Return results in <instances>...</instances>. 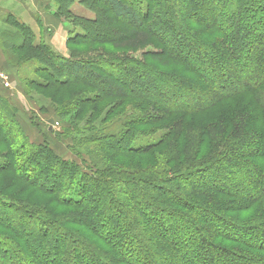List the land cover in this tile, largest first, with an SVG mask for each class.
<instances>
[{"label": "trees", "instance_id": "16d2710c", "mask_svg": "<svg viewBox=\"0 0 264 264\" xmlns=\"http://www.w3.org/2000/svg\"><path fill=\"white\" fill-rule=\"evenodd\" d=\"M51 1L57 7L54 12L56 17L69 14V5L75 2ZM78 1L83 3L82 0ZM99 2L111 17L124 22L121 35L114 33L108 43L124 53L125 57H106L99 45L93 44L95 33L87 28H80V33H68L66 48L69 58L64 57L55 52L47 41L41 39L35 42L36 35L31 28L14 18L12 21L18 29L17 36L20 40H13L9 49L15 50L17 54L20 50H29L25 54L26 60L41 59L42 64L38 63L40 65L35 68L34 75L46 76L54 83L52 86L65 87L67 94L64 95L68 100L86 91L100 93L97 90L100 83L107 85L113 93L122 89L126 91L121 74L139 77L148 73L149 76L141 79L139 84L144 89L138 91L129 88L126 94L121 93L126 96L123 102L129 101V107L132 110L135 108L137 112L118 120L120 122L123 119L120 122L122 125L118 127L121 130L113 140H103L102 143L96 141L97 145L99 143L98 147H101L100 153L111 150L108 154L111 160L116 151L126 155L145 156L146 152L159 149L166 141L174 150L181 151L192 144L197 148V161L192 160L187 166L183 164L173 170L159 167L142 173L111 165L102 170L91 169L92 173L86 174L79 170L78 163L63 160L46 144L33 146L16 143L4 129L8 123L10 126L14 124L12 119L6 120L0 114V173L9 174L11 178L40 190L45 196L52 197L54 205L60 207V211L52 207L47 214L37 213L46 222L43 227H33L39 235L36 249L28 246L31 227L22 226L15 231L10 224H6L4 228L13 238L4 237L7 239V249L0 250V260L13 258L14 264H66L70 263V257H74L83 264H141V259L150 261L149 264H156L160 260L163 264H171L179 258L178 244L171 243L177 238L169 240L168 236L171 235L168 227L163 228L161 233L156 225L157 216L151 217L147 208L150 204L161 214L164 210L170 211V204H181L179 193L184 190V183L177 181L195 173L202 174L216 166L225 172L233 167L237 171L235 173L241 174L238 166L250 164L254 167V192L259 197L264 194V0H141L146 4V10L139 9L132 0ZM63 3L68 6L63 8ZM63 18L71 23L75 21L67 15ZM198 24L201 26H197ZM73 25L77 27L75 23L71 24L72 27ZM147 47L157 49L148 58L146 56L144 61L127 57ZM76 50H84L83 54L98 51V54L88 58H74L73 54L78 52ZM32 52L44 53L48 64L39 54ZM128 52L131 53L127 55ZM241 58L246 60V67L251 65L250 72L245 76L243 68L236 62ZM28 80L25 81V86H41L34 79ZM157 80L166 83L168 87L160 90L159 85L154 83ZM57 88L49 87L48 90ZM242 93H246L251 99L248 108L241 103V99L238 100ZM97 98L105 101L110 97L103 93L96 97L86 94V97L76 99L73 104L81 106L82 112L87 110L96 116L104 112L107 118L120 103L119 100H112V109H107L106 112L105 106L90 108L95 105L91 102ZM225 103L227 104L223 108L228 111L227 115L221 123L216 124L207 114L215 115L214 111L220 113ZM6 104L7 101L0 94V110L6 108V112ZM232 110L235 113L230 117L229 112ZM163 127L168 131L163 133L164 140L159 143L148 142L135 148L130 146L134 141H139L138 138L156 134ZM177 127L182 133L189 134L190 140L195 141L196 138V141H189L186 145L179 143L173 136ZM205 144L210 153L201 157L199 150H204ZM238 162L240 165H236ZM50 170L55 171L52 180L47 177ZM24 171L32 172V175L27 179L23 177ZM247 191L250 192L246 189L245 192ZM244 194L240 193L241 201L230 213L251 211L255 216L257 211L250 203L251 200L258 203L257 196L250 199ZM0 200L1 203L3 200ZM261 200L264 204V199ZM246 201L248 203L245 208L242 204ZM221 204L222 208L227 205L225 200ZM11 206L13 204L7 207ZM104 207L110 209V216L107 217L112 226V229L105 232L100 231V213ZM225 208L229 210L228 207ZM239 210L242 211L235 212ZM53 212H59L60 217H53L57 214ZM29 213L32 214L30 211ZM204 213L214 215L208 211ZM260 213L264 215L263 211ZM172 215L173 218L182 220L192 218L188 224L194 229L200 243L191 253L192 258L202 255V259L205 256L211 259L215 253L221 258L215 264L230 261L239 264H264L252 258L244 262L240 254L213 243L216 236L209 229L216 224L212 223L211 228L208 226L204 229L197 224L203 222L204 215L201 218L193 213L190 216L179 213ZM212 218L213 221L220 220L227 231L232 230L221 232L224 237L244 244L248 248L247 252H264V225L254 227L249 223L236 224L232 221L235 218H217L215 215ZM176 229L184 233L178 225ZM58 232L67 241L60 242L56 239L54 235ZM232 233H236V236L248 234L255 243L241 241L230 236ZM119 234L124 236L121 242L116 241ZM185 234L189 237L190 232L186 231ZM157 241L159 243L154 247L153 244ZM192 246L191 243L190 249ZM48 248L54 251L52 259ZM85 259L88 260L84 261ZM153 260L154 263L151 262Z\"/></svg>", "mask_w": 264, "mask_h": 264}, {"label": "rangeland", "instance_id": "374dc122", "mask_svg": "<svg viewBox=\"0 0 264 264\" xmlns=\"http://www.w3.org/2000/svg\"><path fill=\"white\" fill-rule=\"evenodd\" d=\"M20 1L21 3H23L25 10L30 8L34 9L35 7L37 8V2H40V0H26L25 2L24 0ZM132 1L139 7V9L141 8V10H146V4L141 2V0ZM4 2L5 3L0 4V8H2L3 10L13 11L17 16L8 14L0 18V65L2 66L1 68L4 69H2V72L5 74V78L9 81L11 87V91L6 92L3 89L4 87L0 81V94L7 101L6 106L8 107L6 112V108L1 109L0 114L3 118L6 117V120L12 119L14 124L10 126L8 123L7 128L4 127V129H6V132H8L10 136L14 138L16 143H28L29 145L31 144L33 146L46 144L58 157L62 158L63 160L78 163L79 170L82 173L84 172L86 174H91V169L102 170L105 169L106 166L111 165L122 169L124 168L125 170L129 171L137 170L138 172L142 173L149 169L152 170L159 167H165L167 169L173 170L174 167L178 168L183 164L184 166H187L192 160L197 161L195 154V152H197V148L193 147L192 144H188L189 141L195 142L196 138L195 141L190 140L189 134L186 135L185 133H182L180 128L178 127V130L173 133V136L179 141V143H184V145L188 144L185 151L174 150V148L171 147L172 145H168V143L165 141L161 144H164L162 147H159V149H155L148 153L146 152L145 156L126 155L124 154V152L116 151L113 156L114 159L111 160L108 156L111 150L107 149L100 153L101 147H98L99 143H102L103 140L110 142L117 136L118 133H120L121 129L118 130V127L119 125H122L120 124V122L123 121V119L120 122H118V120L120 118L126 117V115H129V113L135 114L137 112L134 107L133 110L132 107H129V105L131 104L128 103L129 101H126V103L123 102L125 101L126 97L124 94L127 93L129 88H133L138 91L144 89H141L139 84L141 83V79L145 77L147 78L149 76L148 73L145 72L139 77H126L125 75L121 74V79L125 81L126 91L122 89V91L118 90L113 93V91L109 90V87L107 85H103L102 83H100V85L97 84L100 87L97 90H100L101 94H106L110 98L105 101H100L101 97L99 99L97 98L96 100H93V102H91V104L95 105H92L90 108H95L96 105H101L106 107V112L107 109H112V100L115 99L119 100L120 102L119 104L117 103L118 106L115 107V112L109 117L105 118L106 114H104V112L103 114L101 113L99 114V116H96L91 112H88L87 110L85 112H82L81 106L77 107L73 104L76 99L78 100L79 98L81 99L82 97H86V94H88V96L90 97H96L97 94L100 93L86 91L83 94L78 93L74 95L71 100H68L67 96H65L67 94L65 87L59 88V86H52L54 85V83L46 78V76L34 75V72L36 71L35 68L42 64L41 59L38 58V60H36L31 58L29 60H26L25 54L29 52V50H20L18 52L19 54H17L15 50L9 49V47L11 46L10 44H12L13 40L17 41L18 29L12 21V18H14L20 23L23 21L22 24H24L25 26L27 25L29 28L30 25L32 26L35 31L34 35H36L34 40L35 42L41 39H43V41H47L52 46V49L55 50V52L57 51L64 57L69 58V51L68 48H66L68 33L70 31L71 33H80V28H87V30H91L95 33V41L93 42V44L99 45V49L103 51V54L106 57L117 59L125 57L124 53L119 51V49H116L109 45L110 42L108 43V40L111 39L114 33H116V35L118 36L121 35L120 30L124 26V22L117 21L116 18L111 17L108 14L107 9L103 6V4L99 2V0H82V4L78 0H75L73 4L70 3L69 14H65V16L67 15L69 16V18L75 20L74 22L72 21V23L71 21L68 22L67 20H65L66 18H63L65 16L62 14L60 17L54 16V12L55 10H57V7L53 5L51 0H43V5L45 7L41 4V11L46 8V10L48 11L45 12L47 13L48 17H45V14H40L39 16L45 18L47 27L42 24L43 22L40 23L38 21V18L37 16H35V14H31L26 11L24 12L23 8L20 6L19 0H9ZM30 6L35 7L33 8ZM65 6L68 5L63 3V8ZM54 8L55 10L53 12L52 9ZM52 18H56V20H58V22H56V25L53 24L54 26H57L55 29H52L51 26H48L51 25V21L49 19ZM70 23H75L77 27H75L74 25L72 27ZM197 26L201 25L198 24ZM156 49L157 48L147 47L146 49H142L141 51L136 53L129 54L131 52H128L127 55H129L127 57L136 58L142 62L144 61V58L146 56L148 58V56H150L152 53H155ZM84 50H76L78 52L73 54V56H75L74 58H88L89 56L98 54V51L90 53L85 52L83 54ZM32 53L39 54L40 57L43 58V60L47 63L44 53ZM236 62L241 67V69L243 68V76H245L247 72H250L249 70H251V65H247L246 67V60L241 58ZM55 71L58 72L57 69ZM28 79H34L41 86L39 88H35V86L31 85L25 86V81H29ZM149 82L151 81H148V84H151ZM154 83H157L156 85H159L160 90L168 87L166 83H162L158 80ZM49 87L58 88L48 90ZM123 92L124 94L121 95V93ZM65 99H67V101ZM240 99L241 103H244L245 107L248 108L251 101L250 97L246 93H242V95L238 97V100ZM227 103L222 105V110L220 113L214 111L213 113H216L215 115L211 113L207 114L210 116L211 120L213 119L214 123L219 124L224 120L223 118L227 115L228 111H226V109H224L223 107H225ZM238 109L241 108L238 107ZM234 111L235 110H232L231 112H229L230 114L228 113L230 117H233L235 113ZM94 128L96 129L95 131ZM164 129L165 127L160 128V131H158V133L156 134L144 135L138 138L139 141H134L130 146L135 148L137 146H144V144L148 142L159 143L163 139V133H166V131H168ZM101 131L107 133H102ZM96 141L99 142L98 145ZM1 145L2 144L0 142V147ZM108 147L114 148V146ZM208 148L209 147L207 146V144H205V149L203 150L201 148L199 150L201 157L210 153ZM236 165H240L239 162ZM238 167L241 168V174L235 173L237 171L233 167H229L230 169L226 168L228 171L225 172L216 166V168H212V170L208 169L206 171H203L202 174L195 173L184 180L177 181L184 183V190H181L179 193L181 196V204H170V211L164 210V212L158 214V210L156 207L151 206L150 204L148 205L147 210L149 212V215L153 218H156V216L158 218L156 225L160 232L162 233V229L168 227V232L171 236H168V234L165 235L169 237V240L177 238L171 243L178 244L180 259L178 258V260L175 262L172 261L171 264H215L217 261H221L220 256L214 255L215 253H213V258L211 259H208V257L206 256L204 257L205 259H202V255H197L192 258L191 253H193L195 251L194 249L196 247L198 248L200 244L198 238L195 236L194 229L190 224H188L190 221H192V218L190 219V217H188L189 220H182L181 218L177 217L173 218L172 213H179L183 214L184 216H190L193 213L195 215H199L200 218L204 215L203 219H207H204L202 223L200 222L197 224L201 229L207 228L208 226L209 228H211L212 226L210 224H216L213 225L211 229H209L210 231H213L214 236H216L212 240L213 243H216L217 246H220L224 249L240 254L243 257V260H245L244 262H248L251 258L252 260L254 259L261 263L264 262V252H247L246 250H248V248L244 247V244L224 237L221 232H224V230L226 232H230L232 230L228 229L227 231L225 225L219 222L220 220L213 221L214 219L212 218V216L215 215L217 218H235L236 220L233 219L232 221L236 224L249 223L254 227H258V225L261 224L264 225V215L260 213V211H263L264 213V204L261 203V198L264 199V194H260L259 197L254 192V167L250 164H245ZM54 174L55 171L50 170L47 176L48 179L52 180L54 178ZM31 175L32 172L27 173L26 171H24L23 173V177L27 179ZM215 189H221V191H216ZM246 189L250 190V192H245ZM225 193L228 195H225ZM240 193L242 195L244 194V196H248L250 199L254 198V195L257 196L256 199L258 203L253 202V200H251L252 203H250L257 211V214L255 216H253V213L251 211H245L242 213H230L232 212V209L235 210V207L239 205V201H241V197H239ZM0 198L3 200L0 203V250L7 249V239H4V237L9 236L10 238H13V235L10 232L8 233L4 228L6 224H10L15 231H18L22 226H24L25 228L31 227L29 231L31 239L29 238L28 240V246L31 249H36L38 247L36 244L39 240V235H37L33 227H43L46 222L45 220L41 219V217H39L37 213L47 214L52 207L56 208L57 211H60V207H58V205H54V200L52 199V197H49L47 195L45 196L42 192H40V190L34 187L31 188L28 185L24 184L22 181L11 178L9 174L5 173H0ZM222 200L226 201L227 205H225V207H228L229 210H227V208L225 207L222 208ZM96 202L98 203L99 201L96 200ZM247 203L248 202L246 201V203H243L242 205H245L244 207L246 208ZM9 204H13V206L7 207ZM223 204H225V202H223ZM244 207H242L241 209H244ZM29 211L32 212L31 215ZM207 211L209 213L212 212L214 215H207L206 213H204ZM241 211L242 210L235 212ZM58 213L59 212H53V217L59 218L60 215ZM107 216H110V209L104 207V209L100 213V218L102 219L100 222V231L105 232V230L112 229V226L109 225ZM194 221L196 220L194 219ZM176 225L184 230V233H180L177 229L176 231ZM214 226L217 227L214 228ZM186 231L190 232L189 237L186 236ZM183 234H185V236H183ZM61 235L62 234H59L58 232L57 235L54 236L56 239L58 238L60 242L67 241L66 237ZM230 236L236 237L245 242L252 243L251 241H253L249 238L248 234L246 236H236V233H232ZM123 239L124 236L119 234L116 241L121 242V240ZM158 243L159 241L154 243V247H157ZM191 243L193 244V246L190 249ZM253 243L255 242L253 241ZM47 251L50 253V258L52 259L54 256L53 249L48 248ZM12 259L13 258H9L6 260L2 259L0 260V264H14V262H12ZM87 260L88 259H85L84 261ZM141 260V264H144V262H148L149 264L150 262L146 261L145 259ZM68 262L70 263L66 264H83L74 257H70ZM151 262L154 263L155 261L153 260ZM158 263L163 264V261H156V264ZM223 263L239 264L235 261Z\"/></svg>", "mask_w": 264, "mask_h": 264}, {"label": "crops", "instance_id": "0c3cea01", "mask_svg": "<svg viewBox=\"0 0 264 264\" xmlns=\"http://www.w3.org/2000/svg\"><path fill=\"white\" fill-rule=\"evenodd\" d=\"M4 1H9V0H0V4H3V3H5ZM26 0H24V2H25ZM19 2H20V6L23 8V11L25 12H29V13H31V14H35V16H37V18H38V21L41 23V22H43L42 24H44V26H46L47 24L45 23L46 21H45V18L44 17H41V16H39L40 14L41 15H44L45 14V17H48L47 16V13L45 12V11H48V10H46V8L45 9H43V11H41V4L43 5V0H40V2H37V10L33 7V6H30V7H33L34 9H27V10H25V8H24V5H23V3H21V1L19 0ZM46 4V3H45ZM34 5H36V4H34ZM44 6V5H43ZM27 7V6H26ZM45 7V6H44ZM54 10H55V8L54 9H52V11L54 12ZM14 15V16H17L16 15V13L15 12H13V11H8V10H3L2 8H0V18L1 17H4L5 15ZM20 18V17H19ZM50 21H51V25H48V26H51V28L52 29H55L57 26H54L53 24H55L56 25V22H58V20H56V18L54 19V18H52V19H49ZM21 23H23V21L21 22ZM29 25V24H28ZM43 27V26H42ZM47 27V26H46ZM30 28H31V30H32V32L34 33L35 31H34V29L32 28V26L30 25ZM55 32V31H54ZM35 34V33H34ZM17 39L18 40H20V38H19V36H17Z\"/></svg>", "mask_w": 264, "mask_h": 264}, {"label": "built area", "instance_id": "2783aa9c", "mask_svg": "<svg viewBox=\"0 0 264 264\" xmlns=\"http://www.w3.org/2000/svg\"><path fill=\"white\" fill-rule=\"evenodd\" d=\"M0 81L3 85V87L7 90H10V83L9 81L5 78V74L2 72L1 68H0ZM11 91V90H10Z\"/></svg>", "mask_w": 264, "mask_h": 264}]
</instances>
